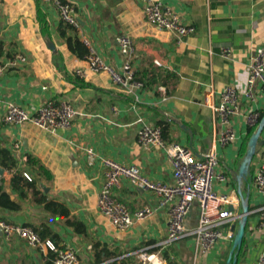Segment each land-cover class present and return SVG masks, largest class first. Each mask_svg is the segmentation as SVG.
<instances>
[{
    "label": "crops",
    "instance_id": "crops-1",
    "mask_svg": "<svg viewBox=\"0 0 264 264\" xmlns=\"http://www.w3.org/2000/svg\"><path fill=\"white\" fill-rule=\"evenodd\" d=\"M72 1L79 39H86L112 67L119 69L125 61L116 37L126 34L131 38V65L143 86L127 90L111 83L104 73L74 74V69L85 71L87 63L71 53L60 36L61 20L54 7L41 0H3L0 60L17 54L26 60L8 67L0 78V144L12 150L21 164L30 155L45 167L48 175L40 180L44 195L66 205L84 232L31 201H19L17 211L0 208V217L30 227L46 226L45 241L73 249L80 264H137L134 254L140 250L157 255L162 264H227L229 257L230 264H256L264 250V228L256 212L264 204V195L256 192L252 175L264 149V129L249 174L241 181L236 175L251 128L246 117L251 110L264 111V93L257 94L253 102L241 97L231 117L237 141L214 147L217 171L226 176L225 183L214 181V189L235 199L231 208L236 218L223 232L232 231L235 236L241 223L239 190L249 208L239 249H233V236L200 252L191 234L198 220L196 201L184 220L185 235L167 242L166 208L118 231L101 215L96 199L105 179L104 157L136 166L153 181L173 183L166 152L137 143L143 125H162L166 145L188 147L196 158L211 149L221 127L205 97L210 95L216 105L225 86L244 87L252 57L264 48V0H159L183 23L195 27L182 40L149 25L141 0ZM222 48L230 50L228 58L221 55ZM57 99L68 101L77 112L69 129L50 133L30 123L12 126L2 122L7 103L34 112L45 101ZM88 147L95 153L91 162L86 159ZM113 194L131 211L155 203L152 193L127 180ZM48 253L34 250L17 237L5 240L0 236V264H48Z\"/></svg>",
    "mask_w": 264,
    "mask_h": 264
},
{
    "label": "built area",
    "instance_id": "built-area-1",
    "mask_svg": "<svg viewBox=\"0 0 264 264\" xmlns=\"http://www.w3.org/2000/svg\"><path fill=\"white\" fill-rule=\"evenodd\" d=\"M41 2L52 5L58 18L72 26L79 35V24L72 0H41ZM141 2L145 20L152 27L160 31L172 32L179 40L194 33L193 25L183 23L171 7L161 1L141 0ZM2 3L3 0H0V5ZM82 41L88 48V53L83 58L87 63V69L85 71L74 69V74L85 76L86 72L104 73L111 83L127 90L143 86V83L136 78L131 65L134 46L128 35L121 34L116 37V44L125 57L119 69L106 63L86 39ZM220 53L224 58L230 56L228 48H222ZM25 60V56L21 54L0 60V78L8 67ZM263 93L264 48L262 47L252 57L242 89L232 85L225 86L219 93L216 105L212 104L210 95L205 97L221 128L213 139L214 144L211 149L199 158H196L192 149L188 147L179 144L166 145L160 126L143 125L137 132V143L144 148L158 146L166 152L173 177L171 184L149 179L136 166L125 165L109 157L102 158L105 179L98 192L96 204L109 225L118 231H124L145 220L157 210L166 208L168 218L165 239L171 242L185 235L184 220L191 210L192 202L196 201L199 209L198 220L191 234L200 252H207L219 241L232 240L233 232H223V227L236 218L231 208L235 199L230 194L214 189V181L226 182L224 172L217 171L219 159L214 147L215 144L227 146L237 141L238 135L231 125V117L238 111L241 97L253 102L257 94ZM76 114L74 107L64 99L45 101L34 112L7 103L2 122L12 126L30 123L40 130L51 133L59 129H69ZM246 121L249 127H256L260 121V113L251 110ZM85 153L87 161L91 162L95 155L94 150L88 147ZM122 180L129 181L141 191L152 193L155 196V203L131 211L113 194L114 189L120 187ZM252 184L258 194L264 195V149L260 159L254 164ZM256 212L259 214V225L264 228V204L259 205ZM0 236L5 240L13 237L25 240L29 247L39 252L51 251L53 264H80L73 249L58 248L48 240L42 241L29 225L8 222L0 217ZM134 255L137 264H162L157 255L143 250L137 251ZM256 264H264V250L260 253Z\"/></svg>",
    "mask_w": 264,
    "mask_h": 264
},
{
    "label": "trees",
    "instance_id": "trees-1",
    "mask_svg": "<svg viewBox=\"0 0 264 264\" xmlns=\"http://www.w3.org/2000/svg\"><path fill=\"white\" fill-rule=\"evenodd\" d=\"M59 34L65 40L67 47L76 57L83 59L88 53L85 43L79 39L76 30L67 23L61 21L59 26ZM2 45L0 43V54ZM136 76V75H135ZM264 111L260 113V119ZM164 138V127L159 125ZM256 127L249 129L245 143L241 150V156L247 150V143ZM257 153V152H256ZM256 153L254 157L256 156ZM0 168L3 173L0 174V208L9 211H17L20 209L19 201H31L42 206V209L51 214L56 215L66 221V224L74 228L77 232H84L83 225L71 218L68 207L54 200H49L43 193L41 185L42 175H48V171L36 159L28 155L26 161L21 164L15 157L12 150L0 144ZM251 171V170H250ZM12 193L16 195L13 198ZM33 230L38 234L42 241L46 239V229L44 225L39 227L32 226ZM53 239V236H51ZM48 264H52L53 253L49 251L46 256Z\"/></svg>",
    "mask_w": 264,
    "mask_h": 264
},
{
    "label": "water",
    "instance_id": "water-1",
    "mask_svg": "<svg viewBox=\"0 0 264 264\" xmlns=\"http://www.w3.org/2000/svg\"><path fill=\"white\" fill-rule=\"evenodd\" d=\"M264 129V115L261 117L258 125L256 126L254 132L252 133V135L250 136L248 143H247V150L245 153V156L243 157L240 166H239V170L238 173L236 175L237 179L239 181H241L242 179H245L247 177V175L249 174V167L250 164L253 160V157L256 153V146L259 143V138L261 136V133ZM3 173V170L0 168V174ZM239 196L242 200V205H243V210H242V214H241V223L238 227L237 232L235 233L234 239H233V249H239L242 243V239L244 236V230H245V223L247 220V215L249 213V208L247 205V201L245 199H243L242 193L239 190L238 191ZM230 260L231 257L228 258L227 260V264H230ZM234 262V260H233Z\"/></svg>",
    "mask_w": 264,
    "mask_h": 264
},
{
    "label": "rangeland",
    "instance_id": "rangeland-1",
    "mask_svg": "<svg viewBox=\"0 0 264 264\" xmlns=\"http://www.w3.org/2000/svg\"><path fill=\"white\" fill-rule=\"evenodd\" d=\"M245 153H246V152H245ZM245 153H244L243 157L245 156ZM256 156H257V154H256Z\"/></svg>",
    "mask_w": 264,
    "mask_h": 264
}]
</instances>
